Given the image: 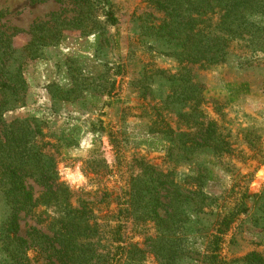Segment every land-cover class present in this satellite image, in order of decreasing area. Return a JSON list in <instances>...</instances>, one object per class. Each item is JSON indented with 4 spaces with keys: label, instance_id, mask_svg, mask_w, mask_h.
Here are the masks:
<instances>
[{
    "label": "rangeland",
    "instance_id": "1",
    "mask_svg": "<svg viewBox=\"0 0 264 264\" xmlns=\"http://www.w3.org/2000/svg\"><path fill=\"white\" fill-rule=\"evenodd\" d=\"M112 2L116 24L108 26L101 36H80L76 27L59 26L63 30L58 45L43 48L39 57L25 64L28 90L24 106L9 117L38 118L44 123V140L50 143L62 134L72 140V147H57L58 181L70 187L74 205L79 199L92 202L98 251L115 252L118 242L111 241V231L120 224L122 244H136L143 250L138 264H158L148 240L156 232L153 223H137L120 212L130 180L145 166L173 172L180 182L190 181L198 162L210 167L218 181L205 189L207 207L200 215L205 227L212 222L213 213L231 206L241 191L259 192L264 185V46L255 50L236 39L230 41L224 63L208 68L188 64L182 69L184 64L158 53L162 47L142 35L150 13H155L145 0ZM0 11L6 12L1 21L4 27L21 30L12 38L16 48L28 42L27 30L33 22L55 13L63 12L67 17L74 13L72 5L54 0H0ZM108 34L111 42L105 41ZM181 72L186 76L181 78ZM174 75L181 84L176 90L167 80ZM143 76L147 79L144 93ZM240 82L249 84V92L226 103L227 84ZM61 91H68L71 98L60 99ZM196 95L202 96L203 102L194 109ZM98 119L106 128L99 136L93 133V127L101 125ZM198 119L204 125L213 122L227 152L217 155L205 150L206 154H197L188 150V137L182 133L192 135ZM155 126L171 128L176 138L170 142L166 134L150 132ZM27 184L37 196L41 187L32 179ZM250 201L247 199L248 205ZM4 210L0 194V220ZM42 210L37 207L34 211L41 219L45 218ZM36 214L21 215L23 236L31 227L48 233L46 222L39 224ZM254 223L255 216L242 214L230 225L221 243V258L231 262L247 253L264 251V244L258 243L254 234L257 230L249 231ZM193 236L188 243L195 248ZM35 254L33 248L27 252L30 258ZM116 256L113 262L123 264L122 254ZM192 257L189 253L179 264H199Z\"/></svg>",
    "mask_w": 264,
    "mask_h": 264
},
{
    "label": "trees",
    "instance_id": "2",
    "mask_svg": "<svg viewBox=\"0 0 264 264\" xmlns=\"http://www.w3.org/2000/svg\"><path fill=\"white\" fill-rule=\"evenodd\" d=\"M54 1L72 5L74 13L70 17L63 12L55 13L46 20L33 22L27 30L29 40L22 48L14 47L12 42L21 30L4 27L5 22L1 21L6 12L0 11V194L5 209L0 220V264H115L116 254H122L123 264H138L141 261L138 254L143 250L136 244H122L120 224L111 231V241L118 242L114 247L118 252L98 251L96 227L91 221L92 202L79 199L74 205L70 187L58 181L57 157L60 153L57 147H72L70 137L62 134L50 143L44 140V123L38 118L9 117L24 106L28 90L23 75L25 64L39 57L43 48L57 46L63 26L76 27L80 36H101L108 26L116 24L112 0ZM145 1L159 16L150 13L149 21L142 27V35L162 47L158 53L184 64L182 69L188 64L208 68L224 63L229 43L236 39L255 50L264 46V0ZM105 41L111 42L109 34ZM113 41L116 43V39ZM180 76L186 75L181 72ZM176 78V75L170 80L167 78L172 90L181 85ZM146 80L143 76L140 82ZM227 86L226 103L250 90L246 82L228 83ZM146 88L144 82L142 93ZM196 90L200 92L198 87ZM59 98L71 97L68 91H61ZM194 98V109H197L203 97L196 95ZM98 121L101 125L93 127V133L99 136L106 128L102 119ZM153 124L159 126L160 123ZM213 125L212 121L204 125L198 119L192 135L182 133L188 137L189 144L185 145L188 150L198 151L197 154L227 152L228 147L216 135ZM153 130L166 134L170 142L177 136L169 127L156 129L155 126L150 132ZM197 167L190 181L180 182L175 180L173 172L145 166L131 178L126 204L120 212L132 216L137 223H153L156 232L148 240L158 264H179L189 253L199 264H264V251L250 252L231 262H226L219 253L224 234L242 214L255 216L249 231L257 230L254 234L259 238L258 243L264 244V185L254 194L246 190L238 193L232 205L214 212L212 222L205 227L200 217L207 207L205 189L218 179L210 167L200 162ZM28 179L41 187L37 196L27 184ZM37 207H43L41 213L45 218L41 219V215L34 212ZM22 214H36L39 224L46 222L48 233L31 227L23 236ZM190 236H193V244H197L195 248L188 243ZM31 248L36 252L32 258L27 255Z\"/></svg>",
    "mask_w": 264,
    "mask_h": 264
},
{
    "label": "water",
    "instance_id": "3",
    "mask_svg": "<svg viewBox=\"0 0 264 264\" xmlns=\"http://www.w3.org/2000/svg\"><path fill=\"white\" fill-rule=\"evenodd\" d=\"M263 172H264V171H263ZM263 172H262V173H263ZM262 173H261V175H262ZM261 175H260V176H261Z\"/></svg>",
    "mask_w": 264,
    "mask_h": 264
}]
</instances>
